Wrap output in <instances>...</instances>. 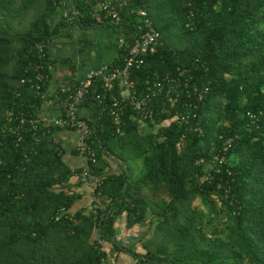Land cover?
<instances>
[{"label":"trees","instance_id":"obj_1","mask_svg":"<svg viewBox=\"0 0 264 264\" xmlns=\"http://www.w3.org/2000/svg\"><path fill=\"white\" fill-rule=\"evenodd\" d=\"M74 2L76 13L52 26L60 0H0V126L10 111H40L47 82L37 90L21 79L30 77L24 69L37 57L35 43L67 20L122 26L124 45L106 68L122 65L136 15L96 22L83 0ZM135 4L146 9L160 38L130 69V79L140 93L176 68L189 72L191 83L174 108L186 110L190 122L171 119L173 110L157 111V121L166 124L142 132L127 107L117 126L109 106L110 96L120 93L118 83L108 92L94 77L79 115L87 109L81 117L92 129L96 153L89 173L101 180L103 207L91 201L74 212L80 194L69 183L81 168L65 163L56 136L61 129L40 127L20 139L0 131V264H102L96 227L108 246L129 252L135 264H264V0ZM205 87L199 100L195 93ZM218 153L223 160L210 164ZM134 159L142 165L136 176L129 164ZM61 209L65 213L55 219ZM123 213L129 228L149 224L141 253L115 243Z\"/></svg>","mask_w":264,"mask_h":264},{"label":"built area","instance_id":"obj_2","mask_svg":"<svg viewBox=\"0 0 264 264\" xmlns=\"http://www.w3.org/2000/svg\"><path fill=\"white\" fill-rule=\"evenodd\" d=\"M65 1V4H64ZM137 0H83L89 18L96 22L119 23L125 16L136 15V28L133 38L126 50L123 63L107 69L104 66L98 70H90L84 78L76 79L68 77L63 79L56 89L55 101L57 105V114L46 115L38 112L35 116H26L23 112L15 114L10 111L6 116V122L0 126L2 133H10L20 139L23 132L32 131L34 133L40 127H54L59 129H70L76 136V154L80 159L81 172L77 175L82 184L87 185L91 191L93 205L99 209L103 207L102 199L97 191L101 183L99 178H93L89 173V164L96 162V153L89 140L92 129L86 118L79 115V106L83 102L92 80L96 76L102 79L101 88L105 91H112L115 82L120 88L119 95L110 96L109 113L114 124H121L122 116L127 107L135 112L134 119L138 122L139 128L144 131H157L160 125H165L157 121L156 113L170 114L173 110L174 115L171 119L178 123H189L190 116L186 110L176 109L177 99L183 92H186L190 85L191 74L176 68L175 74L167 73L152 82L143 92H138L133 81L130 79V69L143 63L144 55L158 44L160 34L152 25L148 18L147 11L143 7L136 5ZM64 6L62 17L68 18L72 13H76L74 0H60L59 6ZM51 38V37H50ZM50 38L35 43L36 59L27 63L24 71L30 74V77H23L21 83L28 82L31 87L39 90L44 82L49 79L47 68L48 43ZM124 45V37L119 39V49ZM196 68V67H195ZM182 90V91H181ZM42 104H46L47 93L42 91ZM207 92V87L196 94L201 100ZM97 98L99 96L97 95ZM158 104L156 107L155 104ZM194 117L195 114L193 113ZM57 134V133H56ZM57 136V135H56ZM231 139L225 141L222 148L225 151L230 145ZM221 162L223 156L216 154L210 164L215 161ZM65 210L61 209L55 219L60 218ZM72 219L71 216H69ZM94 239L98 245L99 251L103 254L102 264H119V252L117 249L108 246L101 238V231L98 227L95 229Z\"/></svg>","mask_w":264,"mask_h":264},{"label":"crops","instance_id":"obj_3","mask_svg":"<svg viewBox=\"0 0 264 264\" xmlns=\"http://www.w3.org/2000/svg\"><path fill=\"white\" fill-rule=\"evenodd\" d=\"M65 4V1H64ZM64 6L60 5L53 12L51 17L52 26L56 25L61 19ZM68 19V18H67ZM95 27L82 25L72 19L67 20V24L60 25L57 32L53 33L48 43V59L46 63L49 79L46 83L45 91L47 93V103L42 104L41 114H57V105L55 101V92L59 83L68 77L82 79L90 70H98L110 64L119 52V39L123 37V28L117 29L113 41L110 38L106 41H97L90 36L89 31ZM113 28V27H111ZM118 31V32H117ZM95 42V43H94ZM100 43V44H99ZM94 45H98L94 47ZM87 109L81 108L80 115L86 116ZM60 145L64 148V161L72 169L80 166V159L72 150L75 149V132L70 129H61L57 132ZM135 168V165H134ZM117 168L113 166V170ZM134 176L136 173L134 169ZM72 190L80 194V198L74 203L71 212L89 208L91 205L90 188L79 181L78 176H74L70 183ZM117 242L125 246H131L133 250L141 253L142 248L138 245L141 239L149 232L148 222H143L127 227L125 225V213L121 214L116 222ZM122 252L124 254H122ZM119 252V264H135L132 254L123 250Z\"/></svg>","mask_w":264,"mask_h":264},{"label":"rangeland","instance_id":"obj_4","mask_svg":"<svg viewBox=\"0 0 264 264\" xmlns=\"http://www.w3.org/2000/svg\"><path fill=\"white\" fill-rule=\"evenodd\" d=\"M122 26H114L113 28L111 27H104V26H101V27H95L93 29H90L91 31H89V34L91 37H93V39H95L94 41L96 42V38H99V40L97 41H106L107 39L110 38V41H113L116 35V31L114 28H117V29H122L121 28ZM118 32V31H117ZM94 42V43H95ZM100 44V43H99ZM98 45H94V47H97ZM141 161H139V159H134V161L130 162L129 161V164L131 165H135V169L137 170L136 173H140L142 168H141ZM196 204H199V201H195ZM207 217V216H206ZM204 216V218H206ZM138 245L140 246V248H142V242L140 241L138 243ZM122 254H124L122 252Z\"/></svg>","mask_w":264,"mask_h":264},{"label":"water","instance_id":"obj_5","mask_svg":"<svg viewBox=\"0 0 264 264\" xmlns=\"http://www.w3.org/2000/svg\"><path fill=\"white\" fill-rule=\"evenodd\" d=\"M76 18H77V20H79V17L78 16H76ZM80 23V22H79ZM96 26H100L99 24H97ZM115 243L119 246V247H121V245L117 242V241H115Z\"/></svg>","mask_w":264,"mask_h":264}]
</instances>
